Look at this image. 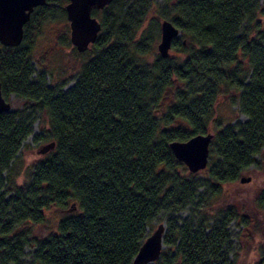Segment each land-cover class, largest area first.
<instances>
[{"label":"trees","instance_id":"obj_1","mask_svg":"<svg viewBox=\"0 0 264 264\" xmlns=\"http://www.w3.org/2000/svg\"><path fill=\"white\" fill-rule=\"evenodd\" d=\"M67 3L45 0L19 45L0 44L1 94L24 106L0 114V264H132L157 219L166 229L154 264H227L228 224L246 220L231 207L206 209L264 162V0H113L91 12L101 29L75 50L89 58L62 91L35 69L33 45L43 23L66 18ZM163 19L180 32L167 58L153 51ZM233 94L247 120L221 124L215 105ZM35 113L46 127L32 141L55 146L25 166L17 154ZM210 128L199 178L169 143ZM51 208L65 211L57 233L30 237ZM184 210L190 219L177 217Z\"/></svg>","mask_w":264,"mask_h":264},{"label":"rangeland","instance_id":"obj_2","mask_svg":"<svg viewBox=\"0 0 264 264\" xmlns=\"http://www.w3.org/2000/svg\"><path fill=\"white\" fill-rule=\"evenodd\" d=\"M156 2L160 3V0H156ZM158 41L159 33L153 45V51L156 54ZM169 54L172 53L169 52ZM88 58L89 56L86 54H77L75 48L69 42V27L66 18L55 17L52 21L49 20L42 24L40 33L33 45V65L36 70L42 69L45 71L47 85L65 91L73 84L77 73ZM7 101L10 103L12 110L22 111L24 109V106L21 105L22 102L15 99L13 95H10ZM215 110L221 124H242L247 120L244 115L239 113L238 100L235 94L219 97ZM45 127L44 117L35 113L32 133L25 139L17 154L22 165L31 166L40 158L37 150L49 141L42 140L34 143L32 138L36 135L44 136L43 130ZM208 132L212 133V129L210 128ZM196 174L199 178L206 177L205 170H201ZM240 176L249 177L250 181L241 184L237 180L235 183L224 185L219 196L209 201L206 211L212 215L231 207L239 217L245 218L246 224H240L238 221L228 224L230 250L227 254V264H256L260 252L264 249V202L261 201L262 197L264 201V162L255 167H250ZM23 179V176L19 177L17 183H22ZM64 213V210L55 208L45 210L44 222L40 225L31 226L29 236L42 239L50 234L57 233L58 222L62 219ZM177 217L181 220L190 219L187 210L177 214ZM160 223H163L166 229L165 220L157 219L152 222V230ZM33 251L34 248L31 245L24 247L23 258L25 261L30 260V254Z\"/></svg>","mask_w":264,"mask_h":264},{"label":"water","instance_id":"obj_3","mask_svg":"<svg viewBox=\"0 0 264 264\" xmlns=\"http://www.w3.org/2000/svg\"><path fill=\"white\" fill-rule=\"evenodd\" d=\"M113 0H68L64 10L69 27V42L78 53L88 50L94 43L101 29L97 18L91 15L93 10H102ZM45 0H0V44L6 47H15L20 44L23 36V26L30 19L35 8L43 6ZM180 32L174 24L168 20L159 23V41L156 44L157 54L161 58L169 57L171 44L179 38ZM12 111L10 103L3 98L0 86V114ZM213 139V133L198 134L186 141H173L169 143V149L174 157L183 163L188 172L195 174L208 163L209 146ZM54 141H49L39 147L37 154L42 157L53 150ZM241 184L248 183L249 177L240 176ZM73 205L68 212H72ZM165 227L163 223L146 236L139 247L132 264H154L164 247L163 235Z\"/></svg>","mask_w":264,"mask_h":264}]
</instances>
